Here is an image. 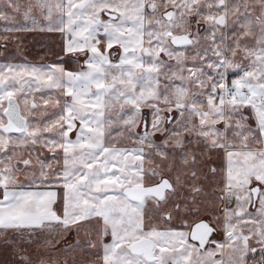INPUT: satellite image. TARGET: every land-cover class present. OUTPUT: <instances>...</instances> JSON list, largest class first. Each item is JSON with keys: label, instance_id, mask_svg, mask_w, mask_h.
I'll return each instance as SVG.
<instances>
[{"label": "snow or ice", "instance_id": "6c2138e0", "mask_svg": "<svg viewBox=\"0 0 264 264\" xmlns=\"http://www.w3.org/2000/svg\"><path fill=\"white\" fill-rule=\"evenodd\" d=\"M33 9L78 68L0 64V235L94 219L99 264H248L256 246L264 264V0H33L26 19ZM185 134L222 154L209 171L224 206L208 219L197 156L169 163ZM182 185L191 199L176 202Z\"/></svg>", "mask_w": 264, "mask_h": 264}, {"label": "rangeland", "instance_id": "374dc122", "mask_svg": "<svg viewBox=\"0 0 264 264\" xmlns=\"http://www.w3.org/2000/svg\"><path fill=\"white\" fill-rule=\"evenodd\" d=\"M13 2L21 6L20 10H17L14 7L9 8L8 0H0V10L5 11L9 16L8 20H0V37L5 35L8 36L7 41L0 39V64H24L30 62L40 65L63 63L65 68L73 71L77 70L78 63H73L72 61L74 58L65 55L63 51L65 42L64 36L59 31L48 30V22L40 14L39 10L33 9V11L29 13L31 19L25 18L24 12L33 0H13ZM227 2L232 4L233 2L238 3L239 0H227ZM53 18H55V13L53 14ZM32 19L36 20L35 24L32 23ZM6 27H15L20 30L6 33L4 31ZM239 28V22H236L235 19L230 16L227 28L222 29L229 43L232 41L234 36L239 35ZM247 39L249 46H251L254 43L253 39L251 37ZM237 59H239V57H237ZM244 63H247V61H244ZM233 78L236 77L234 75H230L229 79ZM177 115L179 114L177 113ZM162 138L163 137H159L158 141L162 140ZM124 142L126 143V141ZM190 147H193L194 153L196 152L195 155L197 156V160L205 159L207 162L208 159H212V163L209 167H217L219 171V169L223 166L221 160L222 154L207 150L203 142H196ZM184 151H188V149L186 148ZM175 152L179 155H183V152L177 148L175 149ZM44 157H49V154L45 152ZM33 159H35V155L33 156ZM57 167H59V165L53 162V168ZM30 179V172L28 174L20 175V182L26 187ZM218 182L220 183L217 185L216 190L213 189L208 194L211 199V208H202V216L205 215L209 217L208 214L214 210H217L216 214L219 215L218 209H220V201L218 198V191L221 187L220 178ZM233 207H235V205ZM249 211L254 213L255 209L249 207ZM148 214L151 215V207H149ZM82 224L78 230H72V234L73 236L75 235V237H73V240L71 238L70 242L66 241L67 232L65 233L61 229H56L51 232L46 229L37 230L35 232L25 231L12 233L8 231L7 233L10 234L6 236L7 240H3L0 243V264H23L20 259L22 255L32 257V264H38L39 259L42 258L46 260L48 257L45 246L49 240H51L50 243L53 250L51 261L55 264H65V261H68L70 264H82L88 258L98 262L97 253L100 251L99 247L95 249L89 247V242H94L97 239V224L95 220H93L90 224ZM218 232L219 235L214 239L219 242H223L225 237L222 227ZM67 243H72V245L68 247ZM250 243L256 246L253 241H250ZM256 247L257 253L260 252L259 246ZM87 249H89L90 252L87 251ZM34 254H37L38 256L34 257ZM217 258H219V255Z\"/></svg>", "mask_w": 264, "mask_h": 264}, {"label": "flooded vegetation", "instance_id": "af4514ba", "mask_svg": "<svg viewBox=\"0 0 264 264\" xmlns=\"http://www.w3.org/2000/svg\"><path fill=\"white\" fill-rule=\"evenodd\" d=\"M172 115L174 117H178V115H177L176 112H173ZM196 142L197 141L195 140L194 137H189V136H187L185 134V144H184V147L183 148H177V149L180 150L181 152H183L187 148L189 152H192L191 154H194L195 155L196 152L194 153L193 152V147H190V146L191 145H194ZM199 143H202V142H199ZM194 150H195V147H194ZM168 151H169L170 156L172 157V161H170V164H171L174 172L177 171V170H184V169L190 167L189 165L183 164V162H182V155L177 154L175 152V150H172V149H168ZM211 163H212V159H208L207 162H206L205 159L197 160L195 168L192 169V170H196V171L201 172L200 179L198 181H196V183H198L201 186L202 192H201V194L199 196L196 197V199H197V201L199 203V206H201L202 208H207V207H210L211 208V199L208 196V194L213 189L216 190L217 185L220 183V182H218L219 181V176H213L211 174V172L209 171V169L211 168V167H209V165ZM182 179H183V177H182ZM19 180H20V176H19ZM184 183L185 184H191L192 181L185 180ZM219 194L220 193L218 191V197H219ZM185 198L191 199V197L189 196V190L182 185L179 188L178 195H177V197L175 199H176V202H180V201H182ZM234 205H235V203L233 202L232 205H230V207H233ZM223 206H224L223 203L220 201L219 207L222 208ZM147 207L149 208V207H151V205L149 204ZM203 217L206 218V219L209 218V217H207L205 215ZM87 224H90V223H87ZM10 232L14 233V231H10ZM8 234H10V233H7L6 232V233H4V235H0V243L3 240H5V241L7 240V239H4V238H6V236ZM66 234H67L66 235V237H67L66 238V241L67 242H70L71 241V238L73 240L74 239L73 237H75V235L73 236V234H72V230L71 231H68ZM218 235H219V232H217L214 235L213 238H216ZM50 242H51V240H49L46 243V246H45V249H46V251L48 253V257H47L46 261L48 262V264H55L53 261H51L52 260L51 258H52V252H53V250H52V245H51ZM71 245H72V243H67V246L68 247H70ZM67 249H69V248H67ZM87 251L90 252L89 249H87ZM260 255H261L260 252H258V253L257 252L256 253H250L249 254V257H248V264H256V262H258L260 260ZM35 256L37 257L38 255L37 254H34V257ZM86 263L87 264H99V262H97L95 260H92V259H89V258L86 259V261L84 263H82V264H86ZM65 264H70V263L68 261L67 262L65 261Z\"/></svg>", "mask_w": 264, "mask_h": 264}]
</instances>
